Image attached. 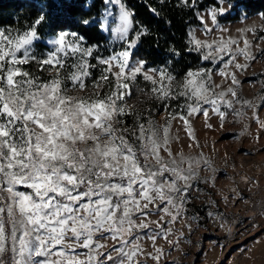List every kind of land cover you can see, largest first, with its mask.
Returning a JSON list of instances; mask_svg holds the SVG:
<instances>
[{"label": "snow or ice", "instance_id": "6c2138e0", "mask_svg": "<svg viewBox=\"0 0 264 264\" xmlns=\"http://www.w3.org/2000/svg\"><path fill=\"white\" fill-rule=\"evenodd\" d=\"M103 3L100 27L124 42L106 56L68 31L55 33L38 51L44 14L26 26L0 25V264H160L165 249L157 241L177 244L170 239L175 224L198 219L187 215V205L201 165L211 166L203 153L173 151L179 139L173 121L195 141L190 118L208 120L211 112L223 125L229 111L239 118L249 108L264 128L255 111L264 102L257 106L237 92L238 73L264 58V46L254 45L264 42V24L211 40L188 33L187 50L231 81L224 88L214 83L213 68H190L178 80L171 62L150 67L137 58L134 50L148 29L135 25L121 0ZM182 3L192 8L197 0ZM113 4L118 13L109 29ZM223 4L212 0L207 19L197 16L205 34L228 11ZM139 80L148 87H139ZM136 92L146 97L143 103L156 102L147 114L129 103ZM159 110L162 123L152 115Z\"/></svg>", "mask_w": 264, "mask_h": 264}, {"label": "rangeland", "instance_id": "374dc122", "mask_svg": "<svg viewBox=\"0 0 264 264\" xmlns=\"http://www.w3.org/2000/svg\"><path fill=\"white\" fill-rule=\"evenodd\" d=\"M121 2L130 10L123 0ZM223 6L229 10L231 3L224 1ZM108 7L113 13L108 17L111 29L118 13V5ZM208 9L197 11V16L204 15L207 19ZM260 14L262 13L244 16L231 22H219L211 34H205L202 24L191 26L189 32H194L196 38L207 40L220 35L225 38L228 35L235 37L239 35L237 30L240 28L264 24ZM220 29L227 31L221 32ZM60 31L73 32L59 30L56 33ZM105 32L117 48L123 45L124 42L117 40L111 30ZM54 34L46 37L40 35L38 51L45 50L47 41ZM249 38H252L251 33ZM83 43L85 47L95 46L85 41ZM255 44L264 46L261 41H254ZM136 49L135 56L140 58ZM100 52L102 49L98 48V53L101 54ZM240 60L243 62L242 57ZM91 62L95 63V60ZM207 68H213L214 83L224 88L231 83L230 80L220 77L218 69L213 65ZM98 71L93 69L94 74L98 75ZM238 78L241 84L237 87V92L241 99L249 100L257 106L261 105L264 102V58L258 56L246 71L238 73ZM138 84L141 88L148 87L145 82L138 81ZM219 90L221 89L218 88L217 91ZM145 100L143 94L136 92L129 103L144 109L147 114L146 110L156 102L143 103ZM235 107L239 109L240 105L236 104ZM244 111L245 115L239 118L229 111L223 125L218 116L211 112L208 120L202 115L190 118L195 130V141L187 135L182 122L173 121L172 135L179 137L172 142L173 151H182L186 156L192 157H199L203 153V156L211 161V166L201 165L200 180L194 183L192 197L187 205V215L198 219H181L175 224L170 239H178L177 244L169 245L163 239L157 241V245L165 249V256L160 264H264V128L254 118L253 109L246 108ZM255 111L259 121L264 122V107H257ZM152 115L162 123L165 113L159 110ZM128 122L131 123V118ZM207 124L212 126L209 128ZM212 176L216 177L215 182L210 179ZM224 197H227V200ZM209 212L214 215L209 216ZM186 222L192 224L191 230L186 226ZM143 243L148 251L152 250L150 241L145 239ZM149 264L153 262L149 261Z\"/></svg>", "mask_w": 264, "mask_h": 264}, {"label": "trees", "instance_id": "16d2710c", "mask_svg": "<svg viewBox=\"0 0 264 264\" xmlns=\"http://www.w3.org/2000/svg\"><path fill=\"white\" fill-rule=\"evenodd\" d=\"M134 13L136 26L148 29L141 38L136 53L148 61L150 67L171 62L169 70L180 78L187 70L209 67L211 62L200 59L197 52L187 50L189 29L201 25L197 11L210 8L212 0H197L194 7H185L182 0H123ZM231 3L229 10L219 22H231L255 13H264V0H224ZM155 9V13L152 11ZM44 14L46 20L39 26L42 37L59 30L77 32L87 44L102 49L100 55H108L113 49L110 36L100 27L105 15L103 0H0V25L6 27L26 26ZM84 20L91 21L84 24ZM134 36V33H131ZM174 48L179 55H173ZM214 67V65H213ZM215 68V67H214ZM140 83L141 80H139Z\"/></svg>", "mask_w": 264, "mask_h": 264}]
</instances>
